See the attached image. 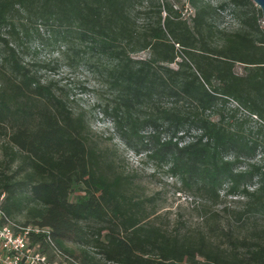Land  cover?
I'll use <instances>...</instances> for the list:
<instances>
[{
	"label": "trees",
	"instance_id": "1",
	"mask_svg": "<svg viewBox=\"0 0 264 264\" xmlns=\"http://www.w3.org/2000/svg\"><path fill=\"white\" fill-rule=\"evenodd\" d=\"M137 3L140 0H0V23L13 9H30L38 18L76 27L88 35L92 48L117 61L113 83L121 102L111 113L104 112L112 115L121 136L145 138L141 131L149 120L140 115L144 102L186 96L191 112L173 116L164 109L161 122L152 120L149 137L156 147L148 156L171 162L174 174L178 169L185 174L181 181L186 188L194 185L212 201L221 190L252 197L237 213L238 220L248 212L264 214V196L256 193L264 191V164L236 171L240 159L255 158L263 146L243 133L245 120L230 123L215 111L217 103L232 101L236 110L257 119L259 131L263 126L264 29L250 25V32H221V45L211 46L196 27L198 11L190 30L181 26L183 21L175 22L171 5L161 2L163 23L150 27L141 39L132 27ZM141 50L149 51L146 58H130L129 53ZM177 57L179 66L188 70L184 75L180 67L167 65ZM237 63L241 73L235 71ZM8 64L13 75L0 66V206L5 221L16 231L27 230L40 252L54 247L70 264H101V259L113 264H264V242L232 239L226 250L205 236L181 238L144 223L149 215L143 201L126 193L130 178L103 171L100 152L87 144L84 114H74L50 85L14 58ZM188 135L193 140L185 142ZM249 175L258 177L256 192L248 190ZM19 216L21 228L15 224ZM89 220L102 225L85 227L82 222ZM69 242L80 246L78 254Z\"/></svg>",
	"mask_w": 264,
	"mask_h": 264
},
{
	"label": "rangeland",
	"instance_id": "2",
	"mask_svg": "<svg viewBox=\"0 0 264 264\" xmlns=\"http://www.w3.org/2000/svg\"><path fill=\"white\" fill-rule=\"evenodd\" d=\"M161 2L171 5L176 10L172 13L175 22L183 21L181 26L190 30L194 28L193 17L198 11L200 17L196 27L202 30L203 38L211 46L221 45V32H250V25L264 29L260 9L252 0H197L195 4L188 0H140L132 11V27L141 39L148 34L150 27L163 23L165 13L159 5ZM91 44L88 35L76 27L47 16L38 18L30 9H13L6 15L5 22L0 23V66L7 74L13 75L8 62L14 58L42 84L50 85L54 94L62 98L74 114H84L87 144L100 152L103 171L111 177L122 174L130 178L126 193L133 200L143 201L145 213L149 215L144 223L155 224L181 238L205 236L226 250H229L232 239L263 243V213L248 212L242 220L237 219V213L253 201L252 197L228 195L221 190L217 201H212L197 192L194 185L191 189L186 188L181 181L185 174L179 169L174 174L171 162L163 164L159 156H148V150L156 147L149 137L152 120L161 122L164 109L173 116L191 112L193 105L187 97L164 95L144 102L140 115L149 120L141 131L145 138L140 139L131 133L121 136L112 115L104 112L111 113L121 102L113 83L117 61L100 53L98 48H92ZM199 44L197 42L196 47ZM148 52L141 50L129 53V56L132 60L144 59ZM180 61L181 57H177L175 62L167 65L175 70L180 67ZM180 68L183 75L188 71L185 66ZM235 71L241 73L242 65L235 64ZM235 106L232 101L226 105L219 102L215 111L222 112L230 123H235L236 119L245 120L243 133L262 144L263 150L260 149L255 158H242L237 164L236 171L248 172L252 169L251 164H264V124L259 131L257 119L248 116L241 108L236 110ZM211 118L216 120L218 115L213 114ZM191 133L195 134V131ZM161 136L163 139L165 134ZM191 140L193 138L188 135L185 142ZM2 141L0 138V144ZM247 181L248 190L256 192L260 184L258 177L250 178L249 175ZM256 193L264 196L263 190ZM70 198L74 199L73 193ZM16 220L17 228H21L22 217ZM82 224L88 228L102 225L91 220ZM28 242L34 250L41 251L37 243H31L29 238ZM68 246L79 253L80 246L70 242ZM45 255L50 264H70V258L54 247ZM101 264L113 263L101 259Z\"/></svg>",
	"mask_w": 264,
	"mask_h": 264
},
{
	"label": "built area",
	"instance_id": "3",
	"mask_svg": "<svg viewBox=\"0 0 264 264\" xmlns=\"http://www.w3.org/2000/svg\"><path fill=\"white\" fill-rule=\"evenodd\" d=\"M5 219L0 206V264H50L46 255L28 242L27 230L16 231L13 223Z\"/></svg>",
	"mask_w": 264,
	"mask_h": 264
},
{
	"label": "water",
	"instance_id": "4",
	"mask_svg": "<svg viewBox=\"0 0 264 264\" xmlns=\"http://www.w3.org/2000/svg\"><path fill=\"white\" fill-rule=\"evenodd\" d=\"M260 9L261 15L264 18V0H252Z\"/></svg>",
	"mask_w": 264,
	"mask_h": 264
}]
</instances>
